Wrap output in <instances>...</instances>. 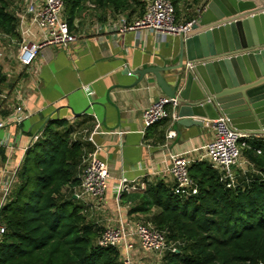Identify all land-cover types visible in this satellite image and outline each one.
Here are the masks:
<instances>
[{"label": "crops", "instance_id": "crops-1", "mask_svg": "<svg viewBox=\"0 0 264 264\" xmlns=\"http://www.w3.org/2000/svg\"><path fill=\"white\" fill-rule=\"evenodd\" d=\"M173 3L178 21L185 23L198 18L206 0H173ZM20 6L8 0V11L15 16ZM17 21V37L0 31V79H3L0 122L18 113L27 118L20 125L11 123L0 128V187L7 177L17 179L33 138L41 135L47 122L66 120L71 125H81L80 136L92 150L88 155L95 154L110 173L102 202L91 197L80 200L88 221L103 229L121 223L133 229L137 223L149 221L155 209L150 214L133 212L141 202L137 195L143 194L147 182L163 180L175 186L169 173L174 155H184L191 165L210 163L205 148L215 137L211 121L205 120L202 126L176 125L173 107H169L167 119L151 127L147 128L143 120L144 110L167 96L154 75L140 81L135 73L150 67L177 66L183 49L182 37L172 34L162 39L150 31H129L112 39L111 34L99 35L91 28L95 21L82 24L77 19L74 32L78 41L74 45L69 49L51 47L26 65L20 59L23 33L27 30L25 38L33 43L40 42L42 34L30 17L21 27L20 19ZM164 76L169 83H175V73L166 72ZM98 125L100 132L91 142L89 136ZM118 131L124 134H116ZM170 133L172 138L168 137ZM251 138L264 136L251 135ZM246 161L243 157L235 172L248 170ZM122 179L136 189L117 198ZM130 243L134 247V263L164 264L166 253L144 251L137 237L130 238Z\"/></svg>", "mask_w": 264, "mask_h": 264}, {"label": "trees", "instance_id": "trees-1", "mask_svg": "<svg viewBox=\"0 0 264 264\" xmlns=\"http://www.w3.org/2000/svg\"><path fill=\"white\" fill-rule=\"evenodd\" d=\"M64 1L73 32L87 6L103 23L121 14L129 21L141 18L147 5V0ZM0 31L18 35L8 0H0ZM80 127L48 121L28 150L0 211L5 227L0 264H122L118 249L98 245L104 229L88 221L75 197L92 151ZM249 143L243 157L250 168L237 170L233 180L207 161L196 162L190 166L196 193L176 195L175 186L161 180L147 182L137 195L141 202L133 212L155 209L149 221L177 245L166 252L164 264H264V138Z\"/></svg>", "mask_w": 264, "mask_h": 264}, {"label": "built area", "instance_id": "built-area-1", "mask_svg": "<svg viewBox=\"0 0 264 264\" xmlns=\"http://www.w3.org/2000/svg\"><path fill=\"white\" fill-rule=\"evenodd\" d=\"M25 5L19 7L16 17L20 19V27L27 17L31 18L33 25L37 26L42 34L40 42H29L26 40L28 31L23 33L21 44V62L29 65L36 58L51 47H60L69 49L78 41V35L71 31L70 26L64 16V0H24ZM206 9L204 5L199 10L197 19H192L185 23H180L177 19L176 8L172 0H147L146 10L141 18L131 22L124 15H118L115 19L111 18L106 23L95 21L92 23V29L99 35L107 32L111 34L112 39H116L120 34L129 31H150L156 33L164 39L166 35L186 34L198 22V19ZM132 75V73H129ZM169 107L177 109L179 102L175 98L161 97L153 105L143 112L145 126L151 127L160 121L167 119L170 115ZM27 116L21 113L11 115L0 122V128L11 123L22 124ZM214 128V140L210 142L205 150L206 157L212 166L225 176L233 180L235 168L241 165L243 151L250 149L249 140L251 135L246 132H240L233 128L227 117L221 116L211 122ZM100 132V126L89 136V140L94 142V136ZM120 136L123 131L116 133ZM173 133L169 134L172 138ZM40 134L33 138L32 145L39 139ZM261 154V151L257 152ZM250 166L249 162H245ZM191 162L184 155H174L171 158L169 173L173 176L176 185L174 193L181 196H190L196 193L194 181L190 176ZM110 173L107 165L97 159L95 154L88 155L84 161L83 174L81 176V185L75 195L77 199L91 197L102 202L106 196L109 187ZM16 177H7L0 187L2 197H0V211L9 194ZM136 188L128 184L126 179H122L117 189L118 195L130 192ZM5 233V227L0 222V237ZM137 237L141 247L146 252L166 253L167 251H176V243L169 240L166 231L157 228L149 221L137 223L133 229L127 224L121 223L119 226H107L104 228L98 239V245L103 248H116L121 252L122 264H136L132 259L133 244L130 238Z\"/></svg>", "mask_w": 264, "mask_h": 264}, {"label": "water", "instance_id": "water-1", "mask_svg": "<svg viewBox=\"0 0 264 264\" xmlns=\"http://www.w3.org/2000/svg\"><path fill=\"white\" fill-rule=\"evenodd\" d=\"M205 5L198 22L180 35L177 66L135 74L140 81L154 75L164 94L177 99L176 125L202 126L225 116L237 131L264 136V0ZM166 72L175 73L174 84Z\"/></svg>", "mask_w": 264, "mask_h": 264}, {"label": "rangeland", "instance_id": "rangeland-1", "mask_svg": "<svg viewBox=\"0 0 264 264\" xmlns=\"http://www.w3.org/2000/svg\"><path fill=\"white\" fill-rule=\"evenodd\" d=\"M12 1H16L18 3V5H21L20 7H23L25 5L24 0H12ZM98 17H99V12H95L93 7L87 6V8L80 15L79 19H80V23L85 24V23H88L91 21L92 22L98 21L99 20ZM177 19H178V17H177Z\"/></svg>", "mask_w": 264, "mask_h": 264}]
</instances>
